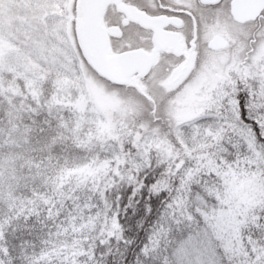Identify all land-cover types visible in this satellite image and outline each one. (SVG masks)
<instances>
[{"label": "snow or ice", "instance_id": "6c2138e0", "mask_svg": "<svg viewBox=\"0 0 264 264\" xmlns=\"http://www.w3.org/2000/svg\"><path fill=\"white\" fill-rule=\"evenodd\" d=\"M0 264H264V0H0Z\"/></svg>", "mask_w": 264, "mask_h": 264}]
</instances>
